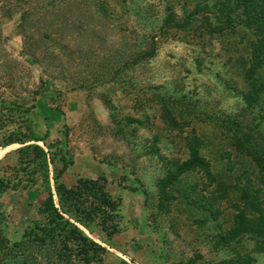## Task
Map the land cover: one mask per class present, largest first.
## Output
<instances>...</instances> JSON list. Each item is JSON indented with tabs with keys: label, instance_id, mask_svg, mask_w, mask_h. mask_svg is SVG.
Wrapping results in <instances>:
<instances>
[{
	"label": "rangeland",
	"instance_id": "rangeland-1",
	"mask_svg": "<svg viewBox=\"0 0 264 264\" xmlns=\"http://www.w3.org/2000/svg\"><path fill=\"white\" fill-rule=\"evenodd\" d=\"M49 1L0 0V131L46 132L45 142H37L65 151L58 179L66 185L78 176L105 177L118 200L117 230L107 238L95 226L91 235L118 250L121 264H264V239L262 248L257 236L226 233L247 199L264 207L256 168L231 142L230 120L238 113L257 120L240 110L241 91L263 74L243 75L253 34L234 0H107L103 24L81 34L71 55H93L89 47L103 51L94 55H126L131 47L153 52L93 86L72 84L83 74L79 57L62 62L71 82L64 83L25 53L22 33L43 44V28L58 25L56 8L41 6ZM225 5L233 15L228 27ZM31 6L42 9L34 15L41 18L21 21ZM18 145L0 146V174L9 177L0 211L10 240L51 213L39 170L18 160ZM194 155L206 164L185 165ZM248 181L252 195L245 199Z\"/></svg>",
	"mask_w": 264,
	"mask_h": 264
},
{
	"label": "trees",
	"instance_id": "trees-1",
	"mask_svg": "<svg viewBox=\"0 0 264 264\" xmlns=\"http://www.w3.org/2000/svg\"><path fill=\"white\" fill-rule=\"evenodd\" d=\"M106 1L50 0L49 3L41 4L43 8L49 6L50 11L56 8L52 15L58 25L50 22L43 28L41 34L43 39L45 38L43 44L31 35L22 33L24 36L22 47L25 53L40 64L44 74L51 78H60L64 83L71 82L63 72L62 62L79 57L83 64V74L72 81L74 86L87 84L93 86L103 81L114 80L123 67L150 57L152 48L136 47L127 49L126 55L105 53L94 55L96 52L103 54V51L96 47H89L93 55H71L77 52L76 44L81 34L95 32L94 27L103 24L105 16L101 10L104 9L103 4H107ZM234 2L243 15V22L253 34L250 40V55L243 75L249 80L258 69H262L263 74L257 81L250 82L245 91H241L244 105L240 110L252 112L257 120L244 121L243 113H238L239 119L230 120L234 128L232 129L234 139H231V142L236 150H243L245 155L249 156L257 170L254 176L264 188V126L260 123L264 120V102L259 103L260 92L264 90V0ZM218 4H222L221 1ZM41 10L37 6L23 9L20 13L21 21L34 18L32 22H35V18L41 16L34 15ZM221 11L227 16L225 23L228 27L233 15L229 13L226 5ZM51 34L54 37L50 36ZM45 53L50 55H44ZM49 58L54 62L53 67L47 63ZM4 124L5 122H1L0 128ZM46 136V132L39 134L30 127L22 131L18 129L0 131V146L18 142L19 145L14 149L18 160L25 163L33 162L39 170L40 181L47 192L51 209L45 220H33L25 224L20 237L13 240L5 235L4 214L0 211V264H86L92 260H100L106 247L91 235L93 228L100 227L107 238L117 230L118 200L107 189L105 177L78 176L73 183L66 185L58 179L68 163L65 151L49 150L37 142L44 143ZM56 154L61 162L59 166L55 164ZM195 161L201 165L206 164V160L198 155L192 156L184 164H193ZM50 178L52 185L49 184ZM250 185L251 181H248L242 186V198L246 199L252 195ZM8 186L9 177L0 174V193ZM245 203L246 205L238 207L233 213L234 223L226 231L229 234L227 238L248 233L252 237L257 236L258 241L261 240L258 246L263 248L261 244L264 239V207L262 203L253 199H247ZM251 210L256 214L253 218Z\"/></svg>",
	"mask_w": 264,
	"mask_h": 264
},
{
	"label": "crops",
	"instance_id": "crops-1",
	"mask_svg": "<svg viewBox=\"0 0 264 264\" xmlns=\"http://www.w3.org/2000/svg\"><path fill=\"white\" fill-rule=\"evenodd\" d=\"M118 253V250L110 247L101 254L100 260H92L86 264H121L122 257Z\"/></svg>",
	"mask_w": 264,
	"mask_h": 264
}]
</instances>
